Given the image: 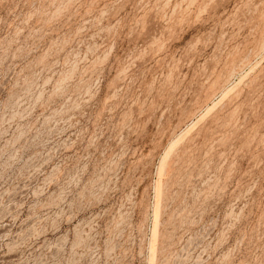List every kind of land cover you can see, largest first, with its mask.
Segmentation results:
<instances>
[{
	"label": "rangeland",
	"instance_id": "rangeland-1",
	"mask_svg": "<svg viewBox=\"0 0 264 264\" xmlns=\"http://www.w3.org/2000/svg\"><path fill=\"white\" fill-rule=\"evenodd\" d=\"M0 264H264V0H0Z\"/></svg>",
	"mask_w": 264,
	"mask_h": 264
}]
</instances>
